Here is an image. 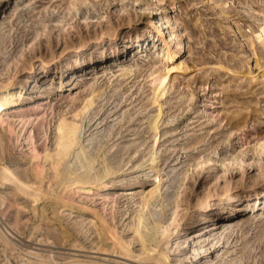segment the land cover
Listing matches in <instances>:
<instances>
[{"label": "rangeland", "instance_id": "374dc122", "mask_svg": "<svg viewBox=\"0 0 264 264\" xmlns=\"http://www.w3.org/2000/svg\"><path fill=\"white\" fill-rule=\"evenodd\" d=\"M146 29L140 46L62 75L76 53ZM261 30L264 0H0V89L38 65L50 73L0 124V175L7 167L22 183L0 178V264H20V249L95 264H264V210L235 219L219 242L207 235L199 258L203 227L186 245L165 243L198 208L264 186ZM67 131L112 172L107 193L59 189ZM145 216L161 228L153 253Z\"/></svg>", "mask_w": 264, "mask_h": 264}, {"label": "bare ground", "instance_id": "6f19581e", "mask_svg": "<svg viewBox=\"0 0 264 264\" xmlns=\"http://www.w3.org/2000/svg\"><path fill=\"white\" fill-rule=\"evenodd\" d=\"M154 27L156 29L166 28L164 27L162 19L155 20ZM165 33L166 32H163V34ZM151 34L152 31L150 29H146L141 35L133 36L131 34H126L124 36H116L108 45H96L93 48L78 52L75 55L69 57V59H66L62 63L60 71L62 75L69 73L72 74L74 69H83L88 66H93L99 59H105L108 54L116 58V56L125 53L127 49L140 46L142 42ZM167 36L169 38L168 45L171 46L173 44L174 34L169 33ZM257 39L264 45L263 30L257 34ZM155 46L156 44L153 45V47ZM48 73L49 70L45 67V65H38L28 73L22 84L19 85L11 82L0 89V124L3 123V114L12 106H15L18 102H21L19 101V98L25 94V89L31 88L35 82H37L43 75H47ZM63 86L64 84L62 83L58 91H62ZM31 98L32 95L28 96L26 100L29 101ZM45 100L46 98L42 97L38 101L39 105L37 106H45ZM60 148V154H58L59 156H62V160H65L62 173L64 177L61 178L59 183V189L61 191L83 192L87 195L97 192L98 190H103L104 193L109 191L112 172L109 170H104L102 167L97 168L100 164H97L99 161L92 157L93 155L88 151V146L84 144V141L78 140L76 134L73 131H67L60 135ZM48 158L50 159L51 157L48 156ZM61 161L60 164L63 163H61ZM213 162L214 161L212 159H208L206 161V163ZM75 167H77V169H75ZM0 178L3 181V187L9 184H22L20 179L13 175V173H11L7 167L2 169ZM65 206V204H62L59 207H52L50 212L52 216L50 218L54 219L55 216H57V210ZM261 210H264V186L260 188L259 186L255 185L248 191L239 190L236 193L228 195L219 204L212 206L210 205L205 208H198L183 224H179V226L171 232H169L170 229L162 227L163 231L161 235L165 237V235L169 232L168 237L166 239L164 238L165 243L167 244L170 242V240L184 238V242L179 244L182 246L189 242L191 235L195 233L197 229L203 227L205 234L197 237L199 240L193 241L194 248L192 250V255L195 258H199L202 253L208 251L207 249H203L201 246V244L207 240V235H209V238L211 235H214L219 242L223 239V237H228L227 234L229 228L235 219L239 217L241 218L242 216H244V218L247 216H255ZM155 220L156 219L154 218L151 219L149 216H145L144 221L141 224L142 229L144 230L146 243L154 247L153 250H149L151 253L155 251V247L160 245V243H157L156 241V237L160 232L158 231L160 227L157 225ZM217 225L220 226L216 228ZM4 227L9 235L13 236L14 238L17 236L15 229L11 225L6 224ZM217 229H219V232L213 234L212 232ZM20 251L24 254L22 257H17V261L21 262L20 264H34V260L40 262L41 264H95V262H90L88 260H73L71 258L67 260V257H63L67 253L58 250L37 249L35 251L28 250L24 252L20 249ZM171 251L173 250H166V252H164L163 256L165 260ZM58 258H63L64 261H62L63 259L58 260Z\"/></svg>", "mask_w": 264, "mask_h": 264}]
</instances>
